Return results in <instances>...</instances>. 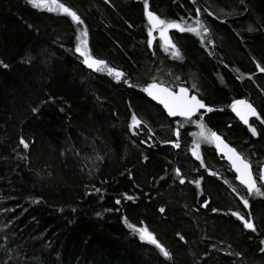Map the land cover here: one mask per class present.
Masks as SVG:
<instances>
[{
    "label": "trees",
    "instance_id": "obj_1",
    "mask_svg": "<svg viewBox=\"0 0 264 264\" xmlns=\"http://www.w3.org/2000/svg\"><path fill=\"white\" fill-rule=\"evenodd\" d=\"M59 3L83 25L0 0V264H264V196L248 195L215 144L200 142L201 159L192 152L202 122L252 164L264 191V0ZM145 3L209 31L171 29L175 58L159 37L150 43ZM83 27L91 55L122 80L83 63ZM153 82L186 86L213 111L173 117L144 91ZM237 100L256 107L258 135L232 110ZM129 224L147 227L170 256Z\"/></svg>",
    "mask_w": 264,
    "mask_h": 264
},
{
    "label": "snow or ice",
    "instance_id": "obj_2",
    "mask_svg": "<svg viewBox=\"0 0 264 264\" xmlns=\"http://www.w3.org/2000/svg\"><path fill=\"white\" fill-rule=\"evenodd\" d=\"M32 7L41 10H47L49 12H56L59 14L66 15L71 18L73 22L77 25H83V20L74 11L72 8L66 6L63 3H59V0H28ZM145 8L147 10V3H145ZM199 14L200 9H196ZM147 17L150 24L149 35L156 29H159L160 38L163 40V47L165 51H170L171 55L175 58H181V53L176 45L173 44L168 37L167 33L169 29H176L180 32H190L195 33L197 36H200L201 39H204V34L209 30L205 24L197 19L195 25H188L186 23H181L177 21H166L161 19L158 15L151 11H147ZM251 30V29H250ZM155 39V37H153ZM151 43V41H150ZM75 52L83 57V63L90 69H94L97 72H106L107 75L112 76L116 81H120L124 78L125 74L122 71H119L115 68L108 66L107 62L101 59L93 57L88 48V30L87 27H83L79 33L78 42L75 47ZM261 72H264V67L260 68ZM195 88V85L192 86ZM149 96H152L154 99H158L160 103L164 104L165 108L168 110L169 115L171 116H182L186 120H190L191 117L200 112L201 109H206L207 112L213 111L212 108L207 107L204 102L196 95H189V88L181 87L179 92H174L171 89L164 87L161 84L153 82L147 88L144 89ZM232 110L240 117L244 124L249 126V130L252 135H258L257 129L249 124V118L255 117L258 120L261 119L260 114L253 107L251 103H248L246 100H237L232 105ZM142 121L139 120L135 114L132 116V126L133 128H138L141 125ZM261 123H264V120H261ZM201 131L199 135L208 143L215 144V146L221 150L222 153L227 155L229 161H231L232 167L239 174L237 179L240 180L241 184L245 186L248 195H259L264 196V191H261V186L257 184V178L253 176L252 164L240 153L236 151L235 148L229 147L216 132L208 131L204 128L203 123H200ZM175 135L177 138L180 135L179 128L176 129ZM20 144L23 145L25 149L29 147L28 142L23 138L20 140ZM175 147H180L178 140L175 142ZM199 148V144H196V148L193 149V154H196V149ZM197 159H200L197 156ZM177 174H179V169H177ZM215 175V173H213ZM260 181H264V173H260L258 176ZM183 183V180H181ZM198 183V182H197ZM236 191V189H233ZM239 194V193H237ZM127 199H133L129 196ZM241 200L245 207H249V200L244 196H241ZM119 203V201H117ZM205 207L207 204L204 205ZM161 212L164 209H160ZM215 211V210H214ZM235 215L243 224V227L251 231H256V225L250 218H245L244 215L240 213H232ZM129 228L139 234V238L142 241H147L150 244L154 245L159 251L163 254L164 257H169L170 253L166 250L156 239V237L148 230L147 227L135 228L133 225L129 224ZM182 239V237H181ZM264 251V248L261 249Z\"/></svg>",
    "mask_w": 264,
    "mask_h": 264
},
{
    "label": "water",
    "instance_id": "obj_3",
    "mask_svg": "<svg viewBox=\"0 0 264 264\" xmlns=\"http://www.w3.org/2000/svg\"><path fill=\"white\" fill-rule=\"evenodd\" d=\"M147 11H151V10H147ZM151 12H153V11H151ZM154 13V12H153ZM147 14V13H146ZM148 18V17H147ZM105 61V60H104ZM94 70V69H93ZM120 71V70H119ZM157 84H161V83H157ZM161 85H163L164 87H167V88H169V89H171L172 91H174V92H179V89L181 88H179L178 90H174V89H172L171 87H169L168 85H166V84H161ZM183 87H186V86H183ZM188 88V87H187ZM190 90V89H189ZM189 95L191 96V95H196L197 97H198V99H200V100H202L200 97H199V95L198 94H196V93H192V91L190 90L189 91ZM155 101L159 104V105H161V106H163V108L165 109V111L168 113V110L165 108V106H164V104H162V103H160V101L158 100V99H155ZM203 102H204V104L207 106V107H209V108H211V106H209V105H207L206 103H205V101L204 100H202ZM247 101V100H246ZM248 103H251V102H249V101H247ZM252 104V103H251ZM253 105V104H252ZM253 107L256 109V107L253 105ZM257 110V109H256ZM200 111H205V112H207L206 111V109H201ZM198 113V112H197ZM196 113V114H197ZM169 114V113H168ZM196 114H194L192 117H194ZM173 117H182V116H173ZM191 117V118H192ZM251 118H253V117H250L249 118V120L251 119ZM220 136V135H219ZM223 139V141L229 146V147H231V148H235L236 149V151L238 152V153H240L238 150H237V148L236 147H234L232 144H230L227 140H225L224 138H222ZM172 145H175V142H172ZM218 151L220 152V154L224 157V159L230 164V166L232 167V164H231V161H229L228 160V158H227V155L225 154V153H222L221 152V150L220 149H218ZM241 154V153H240ZM242 156V155H241ZM232 169H233V171L236 173V175H237V177H238V173L235 171V169L232 167ZM262 173H264V166H263V168H262ZM253 176H254V174H253ZM239 180V179H238ZM240 181V180H239ZM241 183V182H240ZM244 186V185H243Z\"/></svg>",
    "mask_w": 264,
    "mask_h": 264
},
{
    "label": "rangeland",
    "instance_id": "obj_4",
    "mask_svg": "<svg viewBox=\"0 0 264 264\" xmlns=\"http://www.w3.org/2000/svg\"><path fill=\"white\" fill-rule=\"evenodd\" d=\"M182 23V22H181ZM189 25V24H188ZM195 24H193V26H194ZM171 29H169V31H170ZM169 31H168V33H167V35H168V37L170 38V35H169ZM151 36V42L154 40L153 39V37H159L160 38V33H159V29H156V30H154L153 32H152V34L150 35ZM161 39V38H160ZM162 40V39H161ZM171 40V39H170ZM162 42H163V40H162ZM172 42V41H171ZM164 43V42H163ZM88 48H89V43H88ZM200 123L201 122H199L198 123V130L196 131V140H195V143H194V147H193V149L194 148H196V144L198 143L199 145H200V142L202 141V140H204L200 135H199V133H200V131H201V128H200ZM205 128V127H204ZM205 130H206V128H205ZM207 130H206V134H207ZM193 149H192V152H193ZM196 157L197 156H199L200 157V159H201V152H200V147L198 148V149H196V154H194Z\"/></svg>",
    "mask_w": 264,
    "mask_h": 264
}]
</instances>
